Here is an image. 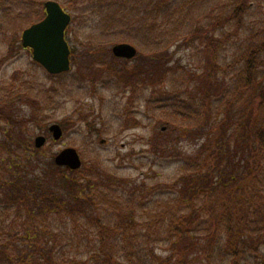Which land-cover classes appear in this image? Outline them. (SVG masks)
Instances as JSON below:
<instances>
[{"label":"trees","instance_id":"trees-1","mask_svg":"<svg viewBox=\"0 0 264 264\" xmlns=\"http://www.w3.org/2000/svg\"><path fill=\"white\" fill-rule=\"evenodd\" d=\"M47 1L8 0L9 11L1 2L2 31H14L20 20L25 26L43 20ZM177 1L137 0L150 5V22L134 42L138 58L124 71H109L96 54L89 55V63H98L97 77L128 96L119 111L128 126L141 123L140 113L134 116L130 111L136 105L133 99L147 92L145 118L153 126L166 124L184 140L196 136L197 146L189 153L171 143L153 146L154 166H174L176 173L167 181L157 180L154 173L152 183L124 185L97 164L84 173L83 168L73 172L52 158L54 169L66 176L58 190L20 173L22 156L26 164L37 151H17L11 143H0L9 159L0 157V228L18 224L17 235L28 247L24 253L12 250L0 235V264H264V14L258 20L254 16L256 10H264V0H233L222 15L185 35L186 48L198 62L194 71L177 64L171 54L174 43L166 44L159 35L163 5L172 7ZM130 2L120 1L115 10L125 29L138 21L123 12L128 6L137 8ZM34 9L37 14L32 17ZM226 28L230 29L220 35ZM17 93L0 96V122H12L10 105L19 98ZM48 93L41 96V110L34 115L36 126L42 127L44 111L52 107ZM76 106L79 114L85 110L81 103ZM80 119L91 124L88 118ZM151 140L150 136L146 144ZM11 218L16 222L8 224ZM55 219L73 225V249L81 246L78 235L93 236V247L88 245L85 254L59 255V227H49Z\"/></svg>","mask_w":264,"mask_h":264},{"label":"rangeland","instance_id":"rangeland-1","mask_svg":"<svg viewBox=\"0 0 264 264\" xmlns=\"http://www.w3.org/2000/svg\"><path fill=\"white\" fill-rule=\"evenodd\" d=\"M59 1L73 19L67 32V39L75 59L73 62L74 71L69 74L57 77L49 75L33 61L32 53L22 48V34L31 26L30 24L23 25V22L26 21H18L14 31L9 34L4 33L0 26V96H6L5 93L11 90L18 92L19 96L16 100L11 101V112L14 113L12 122L7 123L4 122L5 120L0 122V143H11L17 151H21L23 147L37 151L38 155L33 158L29 157L30 161L26 163L27 165L24 163V155L22 156L23 161L18 164L19 170H22L20 173L22 172L26 179L35 180L50 189L58 187L57 189L60 190L63 187L65 173L54 169L52 158L66 148L78 151L83 161V173L89 166L97 164V167L102 168L106 173H112L122 179L124 185L140 181L152 183V180L156 179L154 173L158 175L157 180L167 181V179L174 178L176 173L174 166L165 170L154 166L153 160L156 159L152 151L153 146L171 143L176 144L178 151L189 153L199 143L197 137L190 135L184 140L176 132L167 129L166 124L153 126V123L148 121L149 118L144 116L145 100L149 99L147 92L133 99L136 105L130 111L132 112L130 114L134 116L140 113L138 115L140 126L138 125L136 128L134 123L132 126H128L129 123H126L125 119L119 118V111L125 106L128 96L119 95V89L114 83L101 80L100 76L97 77L98 71L96 70L100 69L97 65L99 62L89 63V55L96 54V58L102 57L105 60L106 66L124 71L123 69L127 68V65L132 61H113L111 48L116 44L129 42L136 46L134 42L140 40L137 36L138 33L144 30V27L150 22V5L147 2L138 4L137 0H132L130 5L137 4V8L128 6V9L125 8L123 12L138 21L136 25L129 27L130 29H125L127 25L120 26L116 20V9L122 0ZM231 1L233 0H178L176 5H171L172 7L167 4L163 5L162 27L158 29L159 35L163 39L161 41L166 44L174 43L171 54L177 64L190 67L194 71L198 62L186 48L183 41L185 35L197 26H206L222 15ZM1 2H4L5 6L9 4L8 0H0V4ZM5 10L9 11L10 9L6 6ZM35 11L37 9L30 11L32 17H34L33 12ZM35 13L37 14V12ZM263 14V8L256 10L255 19H260ZM229 29L221 30L219 34L221 35ZM91 43L111 48L103 49V51L100 50L101 46L99 45L87 47L82 45ZM199 56L201 58V55ZM173 68L179 69L176 65ZM104 82L108 83V86ZM196 85L199 87L200 81ZM192 86L194 87V84ZM27 87L33 90L31 96L26 92ZM54 90L58 92L55 93ZM48 92L52 95V107H48L44 111L42 127L36 126L35 116L41 110L40 99L43 98L41 96L49 95ZM3 97H0V100H3ZM79 103L85 106V110L80 114L76 112V105ZM80 118L90 119L91 124L88 126L85 120ZM53 125L61 126L64 133L62 139L56 142L50 137L48 131ZM88 127L94 131L91 133L95 134V137L90 136ZM38 136H45L48 139V144L40 150L35 149V139ZM150 136L152 140L148 145L146 141ZM0 157L2 160L4 159V162L9 161L8 156L2 154L1 151ZM160 165L158 163V167ZM152 167H154V172L151 170ZM69 177L71 180L77 178L74 175H69ZM154 215L152 213L150 217ZM9 221L8 224L16 222L12 218ZM54 221L49 227H52V230L59 227L60 236L56 244L59 247V255L85 254L88 249L93 247L90 242L93 236L78 235L76 241L81 246L73 249L70 245L73 238V225H65L69 223L65 219H55ZM8 224L6 225L9 226ZM17 228H19L18 224H13L11 229L4 231L0 228V235L9 240L7 241L8 248L13 246L12 250L24 253L28 247H23L24 240L20 239V235H17Z\"/></svg>","mask_w":264,"mask_h":264},{"label":"water","instance_id":"water-1","mask_svg":"<svg viewBox=\"0 0 264 264\" xmlns=\"http://www.w3.org/2000/svg\"><path fill=\"white\" fill-rule=\"evenodd\" d=\"M45 18L26 29L22 34V47L31 50L33 60L45 69L50 75H61L71 69V50L66 40V32L71 25L72 17L56 1L45 3ZM113 54L121 59H133L137 50L127 44L117 45ZM54 140L59 141L63 137V129L59 125L50 127ZM47 140L40 136L35 140L37 149L45 146ZM59 167H65L72 171H78L83 166V161L78 151L67 148L55 158Z\"/></svg>","mask_w":264,"mask_h":264},{"label":"flooded vegetation","instance_id":"flooded-vegetation-1","mask_svg":"<svg viewBox=\"0 0 264 264\" xmlns=\"http://www.w3.org/2000/svg\"><path fill=\"white\" fill-rule=\"evenodd\" d=\"M104 44H105V43H104ZM82 45H83V47H85V46L87 47V46H94V45H99V46H101L102 44L91 43L90 45H85V44H82ZM102 47H103V48H102ZM100 48L105 50V49H110L111 47H110V48H104V46H101ZM111 49H112V48H111ZM71 52H72V58H73V54H74V52L72 51V48H71ZM136 59H137V56H136V58H134L133 60H123V61H126V62H130V61H132V63H133ZM118 60L121 61L122 59H117V58H114V59H113V61H118ZM98 61H99L100 64L105 65V63H104L105 60L102 59V57H100V58L98 59ZM132 63H131V64H132ZM73 64H74V63H73V60H72V62H71V70H70V73H71L72 71H74V70H73ZM129 64H130V63H129ZM129 64H128V65H129ZM97 65L100 67L99 64H97ZM105 66H106V65H105ZM106 67H107V69H108L109 71H114V70H116V69H111V68L108 67V66H106ZM75 70H77V69H75ZM91 70H93V69H91ZM99 70H100V69H99ZM99 70H96V71H99Z\"/></svg>","mask_w":264,"mask_h":264}]
</instances>
